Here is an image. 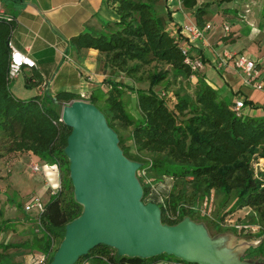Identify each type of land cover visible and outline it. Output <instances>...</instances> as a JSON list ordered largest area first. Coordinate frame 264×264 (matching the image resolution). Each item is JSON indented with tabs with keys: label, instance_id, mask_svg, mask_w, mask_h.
I'll return each instance as SVG.
<instances>
[{
	"label": "trees",
	"instance_id": "16d2710c",
	"mask_svg": "<svg viewBox=\"0 0 264 264\" xmlns=\"http://www.w3.org/2000/svg\"><path fill=\"white\" fill-rule=\"evenodd\" d=\"M108 1L115 4L116 20L106 22L98 33L80 32L70 39L76 47H92L101 54L100 69L107 71L109 77L105 80L107 89L100 95L103 101L100 110L107 124L116 131L123 154L140 162L135 175L142 187V201H146L150 182L162 180L160 190L165 194V205L157 202L161 222L171 224L184 215L191 216L196 202L206 200L211 190L221 194L228 209L252 208L257 217L264 219V173L254 174L251 167L253 157L264 158V115L236 114L229 100L198 69L191 70L182 62L176 38L166 29V21L170 19L168 8L161 5V10H157L152 0ZM179 1L189 9L191 21L202 26V16L210 2ZM22 2L0 0L7 11ZM12 22L0 18V156L29 151L40 161L57 167L60 187L43 202L37 223L41 231L37 244H41L44 253L43 264H47L53 252L51 245L55 240L60 241L64 224L81 211V205L73 198L68 160L63 153L70 128L58 120L60 105L74 98L85 100V93L81 96L80 92L61 90L43 102L39 98L13 96L6 78L7 39ZM153 61L166 66L147 71L145 88L115 78L118 73L138 78L141 67ZM193 77L195 81L191 82ZM163 80L166 82L160 87L166 91L169 84L174 85L171 103L166 100V93L160 95L159 89H154ZM126 91L134 92L141 114L137 119L122 100L121 94ZM98 97L91 96L88 101L94 103ZM245 103L249 101L243 99ZM127 126L129 133L123 137L118 127ZM125 138L129 144L124 143ZM131 148L135 153L129 151ZM139 153L148 156L144 158ZM165 177L172 181L167 192ZM187 186L190 207L183 204ZM257 236L259 242L248 246L243 253L247 258H264V229ZM9 245L0 242L1 250ZM157 259L197 264L165 252L148 257L118 255L113 247L101 243L88 249L73 264L82 261V264H152Z\"/></svg>",
	"mask_w": 264,
	"mask_h": 264
},
{
	"label": "crops",
	"instance_id": "0c3cea01",
	"mask_svg": "<svg viewBox=\"0 0 264 264\" xmlns=\"http://www.w3.org/2000/svg\"><path fill=\"white\" fill-rule=\"evenodd\" d=\"M240 1L242 0H196L197 4L210 2V13L207 11L202 16L210 27L204 31L206 41L191 44L190 50L192 53L197 51L202 54L203 62L199 72L217 92L221 95L228 94L225 98L230 104L236 98L249 101L241 107V114L263 116L264 90L243 84L240 72L233 66H215L217 49L227 47L243 52L256 60L260 79L264 83V18L255 23L254 27L243 20L246 16L245 8L235 12ZM178 2L161 1V5L170 11L166 29L177 36L178 31L174 32L172 29L191 20L189 9ZM261 8L264 16V7ZM7 12L13 16L9 35L11 43L34 60V66H22L15 76L7 80L13 96L20 99L39 98L43 102L61 90L75 94L84 92L85 100L105 92V80L109 74L100 69L101 54L92 47H76L70 38L80 32L98 33L104 29L106 22L116 20L114 3L108 0H23L20 5ZM221 12L225 14L221 16ZM227 13L230 14L226 15ZM235 13H238V17H231ZM223 22L229 25V30L225 33L221 29ZM257 39H260V52L254 49ZM203 64L208 65L205 70ZM115 78L127 82L122 73H118ZM194 81L195 77L191 79V82ZM129 94L128 99L134 101V92ZM261 159L260 169L264 171V158ZM1 160L4 165L0 166V242L10 245L4 250L0 247V262L37 264L38 259L44 256L41 244H37L41 231L34 212L25 210L23 205L31 195H38L43 202L48 199L49 192L44 181L45 178L50 182L58 179L57 167L47 163L44 165V162L29 151L7 153L0 156ZM32 161L40 164L38 171L28 170ZM165 183L168 185V181ZM17 198L22 200L17 203ZM152 264L181 263L174 259H157Z\"/></svg>",
	"mask_w": 264,
	"mask_h": 264
},
{
	"label": "water",
	"instance_id": "95a60500",
	"mask_svg": "<svg viewBox=\"0 0 264 264\" xmlns=\"http://www.w3.org/2000/svg\"><path fill=\"white\" fill-rule=\"evenodd\" d=\"M59 115L70 128L63 153L81 211L64 224L47 264H73L100 243L113 247L118 255L148 257L165 252L197 264H257L253 258L238 257L237 248L249 244L214 247L204 225L188 215L175 223L161 222L159 205L141 199L142 187L135 175L140 162L123 154L116 131L94 103L80 98L62 101ZM202 256H206L203 261Z\"/></svg>",
	"mask_w": 264,
	"mask_h": 264
},
{
	"label": "rangeland",
	"instance_id": "374dc122",
	"mask_svg": "<svg viewBox=\"0 0 264 264\" xmlns=\"http://www.w3.org/2000/svg\"><path fill=\"white\" fill-rule=\"evenodd\" d=\"M161 1L162 0H152L153 4L155 6V9L161 10ZM224 1H227V0H224ZM178 3L181 4L180 1ZM201 3H203V2H201ZM261 7H264V0H242V1H240L239 7L235 10V12H237V11L239 12L245 8L244 14H246V16H245V18H243V20H245L248 23H251V25L254 27V26H256L255 23H257L260 20L262 21L264 18V16L262 15L263 9ZM208 12L210 13V11H208ZM224 14L225 13L221 12L220 15L222 16ZM229 14L230 13H227L226 15H229ZM231 17H233V18L238 17V13L233 14ZM191 20H192V17H191ZM203 23H205V22H203ZM225 23L227 24V22H225ZM258 37H259V35H258ZM205 38H206V36L204 35V40L206 41ZM259 41H260V39H257L255 41V46H254V49L258 52H260ZM231 50H233V49H231ZM195 54L199 55L200 58L202 57V54L200 52L195 51ZM201 62H203L202 58H201ZM161 65H163V64H161V63L159 64L158 62L155 63L153 61L150 64H146L143 67H141V70H139L140 72L136 75V76H138V78H135L134 81L132 80L131 76H128V75L124 76V74H123V79H127V82L132 84V86H134V87L145 88L148 85V80L146 77L147 71H149L155 67H160ZM163 66H166V65H163ZM207 66L208 65H206V64L204 65V70L206 69ZM166 80H168V77ZM166 80L165 81L163 80L159 84L155 85L154 89L158 90L160 88H163L160 86L163 83L165 84ZM168 86H169L168 91H166V94L168 97H166V100L171 103L173 100V95L171 92H172V89L174 88V85L169 84ZM129 93H131V92H124L123 94H121L122 95L121 97H122V100H123L128 112L134 118L137 119L138 117L141 116V114H140V111L138 110V108L136 106V103L134 102L135 98H134V101L131 98L128 99V96L131 95ZM100 95L101 94H99L98 100L96 102H94V104L99 109L103 110V101L100 98ZM222 96L227 97L228 94L225 93ZM60 107H61V105H60ZM118 130L122 134L123 137H126L129 133L130 126H127L125 128L118 127ZM124 143L129 144L130 141L125 138ZM129 151L131 153H133V152L135 153V150L133 148L129 149ZM139 154L141 156H143L144 158H146V156H148L146 153H139ZM262 160L263 159H257L256 157H253L251 159V167H252L254 174L255 173L256 174L264 173V171L260 169V168H262L261 165L256 163V162H261ZM1 165H4L3 160L0 161V166ZM49 165L55 166L52 163H49ZM4 168H5V166H4ZM28 170L32 171L29 167H28ZM143 171H144V168L142 170V173L145 174L146 172H143ZM146 178L149 179L150 176L146 175ZM165 178L168 181V185L166 187V192H167L168 189L170 188L169 184L172 181H171V179H169L167 177H165ZM179 186H181V185H177V187H179ZM188 192H189V187L187 186L186 187V194H185V201H183V204L185 207L192 206L191 205L192 202L190 201V196L188 195ZM16 200H17V203H19L22 200V198H17ZM227 204L228 203H224V201L222 200V196L218 191L211 190L210 194L206 200L203 199L201 201L196 202V204L193 206L195 208L194 212L189 217L192 220H194L196 222H200V223H202V225H204L206 232H207V235L212 240L214 247H219L221 245V246L230 248V247H233L235 245H238L239 243L249 244L248 246L258 243L260 236L258 237L257 234L260 230L264 229V219L257 217L255 210L252 208L251 209L250 208H242V209L240 208V209L230 210V209H228ZM1 235H5V234L1 233ZM57 243L55 240L54 244L51 245L53 250L56 248ZM248 246H246V247L242 246L244 248H240L237 246L238 248L236 251L238 253H240L238 255L239 259L248 257L247 255L243 254ZM205 257L206 256H202L201 261L205 260ZM252 258L253 259H251V260L253 262H257V264H264V261L262 262L261 259H258L256 257H252ZM82 263H83V261L81 262V264ZM37 264H39V263H37Z\"/></svg>",
	"mask_w": 264,
	"mask_h": 264
},
{
	"label": "built area",
	"instance_id": "2783aa9c",
	"mask_svg": "<svg viewBox=\"0 0 264 264\" xmlns=\"http://www.w3.org/2000/svg\"><path fill=\"white\" fill-rule=\"evenodd\" d=\"M0 18L5 19L6 21L13 20V16L5 10L1 3ZM209 27L210 24L208 22H205L202 26H198L191 20H187L179 26L178 30L177 26L176 28L172 29L174 30V32L175 30H177L179 34L177 36L176 33L171 32V34L175 36L176 43L179 46L180 53L182 54V62L188 65L191 70L199 69L202 62L199 55L191 52L190 46L191 44L197 42L202 43L204 40V31ZM221 29L225 33L229 30V25L223 22L221 24ZM7 46L9 47L8 63L6 69L7 79L15 76L20 71L22 66H34V60L30 58L24 51H21L14 47L9 37L7 39ZM215 66L217 68L233 66L240 72L243 84L252 86L253 88L259 90H264V83L260 79V69L257 65L256 60L243 52L234 51L227 47H221L220 49L215 51ZM158 91L160 95H165L166 93V90L164 88H160ZM80 95L82 96V92H80ZM242 106L243 100L241 98L234 99L233 103L231 104L232 110H234L236 114L241 113L240 109ZM58 120H61L60 115L58 117ZM257 159H261V157H257ZM256 163L259 164V162ZM44 165L47 164L45 163ZM29 167L32 171L35 172L38 171L41 166L38 162L32 161L29 163ZM44 182L49 194L54 193L60 187L59 179H56L55 182H50L47 178H45ZM160 186H163L162 180L155 183L150 182L144 199L146 201H154L156 203L160 202L164 206L165 194L161 192ZM23 207L25 210H32L34 212L35 219L38 223L39 215L44 208L41 198L38 195H31L26 200ZM44 259L45 257L42 256L38 259L37 263L43 264Z\"/></svg>",
	"mask_w": 264,
	"mask_h": 264
}]
</instances>
